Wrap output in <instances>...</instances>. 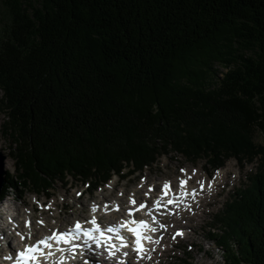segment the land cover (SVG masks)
Instances as JSON below:
<instances>
[{
  "label": "trees",
  "instance_id": "trees-1",
  "mask_svg": "<svg viewBox=\"0 0 264 264\" xmlns=\"http://www.w3.org/2000/svg\"><path fill=\"white\" fill-rule=\"evenodd\" d=\"M0 3V200L67 177L91 193L170 153L257 163L208 236L225 264H264V0Z\"/></svg>",
  "mask_w": 264,
  "mask_h": 264
},
{
  "label": "rangeland",
  "instance_id": "rangeland-1",
  "mask_svg": "<svg viewBox=\"0 0 264 264\" xmlns=\"http://www.w3.org/2000/svg\"><path fill=\"white\" fill-rule=\"evenodd\" d=\"M4 13L5 10L0 3V36L3 27L2 21L5 20ZM3 125L4 119L3 116H0V151L5 159L13 164L10 170L5 168L4 171L14 175L15 166L12 152H14L16 144L9 134L3 133ZM253 141L255 144L264 145V132L256 131ZM256 164H241L230 159L218 171H213L207 165L206 159L201 158L189 162L181 155L170 153L161 158L159 157L152 165L132 175L127 174L123 178L112 175L107 184L98 186L91 193L88 192L86 184L72 177H67L64 184L57 182L47 192L35 193L27 190L24 194H21L10 191L7 194L8 197L0 201V205L9 212L8 216L4 215L3 210L0 208V216L3 218L0 225L1 223L4 224L3 229L5 232L12 231L9 234L15 237L10 240L11 243L8 242L11 246H15L18 243L25 242L28 239L29 232L32 235L35 234L33 227H36L40 232L32 238V240H35L41 235L48 234V231L52 229L69 228L75 221L89 220L93 215L97 216L100 222L116 221L119 214L114 213L113 216H106L105 219L101 217H105L109 212H112L113 208L111 206H119L121 208L120 212H124L128 206H132L129 204L130 196L135 200L137 199L138 202L142 201L143 198L146 199L145 193L149 192V186L157 189V195L159 187L165 181H170L173 185L179 186L178 177L187 179V176L191 175L193 169H195V175L192 176L191 180H187L189 187H186L189 190L197 188L199 185L196 181L204 179L205 190L209 192L208 197H198L195 202V197H192L191 202L185 203L188 207L180 209L177 215L168 214V218L172 217L173 219L158 223L157 228L162 231L160 236L162 239L153 240L156 245L153 251L156 253L153 254L151 250L150 254H146L147 257L144 263L142 261L138 264H225L222 250L208 236L209 228L212 226L210 223L228 198L248 184L247 178L255 174ZM181 169H184L185 172L181 173ZM219 173L222 177L216 180L215 177ZM209 180L212 181L211 189L207 187ZM137 189L140 191L139 194L136 193ZM77 193H80V195H77ZM44 205H50V207L44 208L42 207ZM93 205L97 207L95 213L91 212ZM105 205H107L106 208ZM183 209L186 210L183 212ZM9 215L13 216V219L9 218ZM26 219H29L32 230L25 226L24 221ZM38 220H43L42 226L37 224ZM161 224L164 225L163 228L160 227ZM165 230H169V233ZM177 231L182 232V235H176ZM17 233L22 234L25 239L21 240L20 235H17ZM158 237L159 235H157ZM3 242H0L1 251H6L7 248L13 250ZM81 264H84V262L82 261Z\"/></svg>",
  "mask_w": 264,
  "mask_h": 264
},
{
  "label": "snow or ice",
  "instance_id": "snow-or-ice-1",
  "mask_svg": "<svg viewBox=\"0 0 264 264\" xmlns=\"http://www.w3.org/2000/svg\"><path fill=\"white\" fill-rule=\"evenodd\" d=\"M180 171L181 173L185 172L184 169H181ZM194 175L195 169H193L191 175L187 176V179L178 177L179 191H174L171 188V182L165 181L160 189V196L152 202L151 207H148L145 202H140L139 204H137V201L130 196L129 204L134 205L135 207H130L127 209L128 219L123 220L121 223L106 226L102 229L101 225L97 222L96 216L93 215L89 220L84 221L83 223L77 220L74 225L66 230L53 229L50 235L37 239L33 243H26L22 250H18L15 252L14 257L12 255H8L4 258L12 260L13 264H40L41 257H43L45 264H63V253L65 249L61 247V245H68V251L72 252L73 255H75V250L78 248L92 250L89 242H91L92 245H95L96 249L104 247V250L108 251V249L112 247L110 243H106L105 232H108L115 233L116 240L119 241L122 246L127 247L128 245L124 244L125 237L121 234L122 231L131 233V235L135 238L132 241V250L136 254V257L138 259L142 258V254L145 251L144 242L151 240V236L148 234L157 231V229L152 225L158 223V221L156 220L155 216L152 217L151 224L143 219L137 220L133 218V212H138L141 209H144L146 215H151L154 209H167L169 205L173 204L179 206L181 203H184L185 197L187 196H192L194 198L195 195H197L196 189L193 188L189 190L186 187L187 180H191L192 176ZM196 183L199 185V188L202 191L205 187V181L203 179H200L196 181ZM207 187L211 189V180L207 182ZM149 191H152L151 186H149ZM77 195H80V193H77ZM145 196H147V193H145ZM42 207L48 208L50 207V205H44ZM106 207L107 205H105V208ZM185 207H188V205L185 204ZM113 210L119 209L118 207H116ZM96 211L97 207L93 205L91 208V212L95 213ZM168 214L171 213L169 212ZM43 223V220L37 221V224L41 226L43 225ZM29 224L30 221H25L26 227H28ZM83 224H88L90 225V227H84ZM160 227L163 228L164 225L161 224ZM17 235H20L21 240L25 239L22 234L17 233ZM176 235H182V232L177 231ZM0 239H3V237H0ZM28 239H32L31 232H29L28 234ZM77 241H79L80 243H76ZM6 246H9L7 242ZM56 252L61 253V257L59 260L52 259L55 257ZM108 254L109 256L113 255V253L110 251ZM84 264H88V261L85 260Z\"/></svg>",
  "mask_w": 264,
  "mask_h": 264
},
{
  "label": "bare ground",
  "instance_id": "bare-ground-1",
  "mask_svg": "<svg viewBox=\"0 0 264 264\" xmlns=\"http://www.w3.org/2000/svg\"><path fill=\"white\" fill-rule=\"evenodd\" d=\"M6 160V159H5ZM13 167V164H11L8 160H6V162L4 161V169L6 168V170L7 169H11ZM227 171V170H226ZM222 177V175H221V173H219V175L217 176V177H215V179L216 180H218L219 178H221ZM204 180V179H203ZM194 181V180H193ZM192 181V182H193ZM207 189V188H206ZM196 190H197V193H198V195H195V200H194V202L197 200V198L198 197H201V198H204V197H206L207 195H208V191H206L205 190V187H204V189L201 191L200 190V188L197 186V188H196ZM139 190L137 189V191H136V193L137 194H139ZM208 197V196H207ZM199 200V199H198ZM204 200V199H203ZM199 202H201L200 200H199ZM116 207H118V206H116ZM0 208L3 210V214L5 215V214H7V213H9L8 212V210L4 207L3 208V206H1L0 205ZM3 218H2V216H0V220H2ZM105 219V218H104ZM24 221V220H23ZM26 221V220H25ZM177 225H179V224H177ZM0 226H2V227H0V237H3V239H0V242H2V241H5V242H10V240H12L15 236L14 235H12V234H8V233H6L5 231H4V229H3V226H4V224L3 223H1V225ZM175 226H176V224H175ZM178 227V226H177ZM180 227V226H179ZM34 228V230L33 231H35V233H38V229L36 228V227H33ZM31 230H32V228H31ZM165 231H167V230H165ZM162 231H160L159 233H155L156 235H161L162 233H161ZM168 233H169V230L167 231ZM13 236V237H12ZM9 242H8V247L9 248H15V247H11V244H9ZM12 242V241H11ZM10 242V243H11ZM26 243H32L31 242V240H26V242H23L22 243V246H24ZM12 246H14V245H12ZM150 249V248H149ZM7 250H8V248H7ZM8 251H11V249L10 250H8ZM1 252V251H0ZM150 252H151V250H150ZM158 252V251H157ZM156 253V252H155ZM154 252H153V254H155ZM148 255V254H147ZM145 257H147V256H145ZM150 257V256H149ZM88 261V263L89 264H109V263H106V262H96V263H94L96 260H94V259H89V260H87ZM81 262H82V259H78L76 262H75V264H81ZM83 262H84V260H83ZM112 264V263H111Z\"/></svg>",
  "mask_w": 264,
  "mask_h": 264
},
{
  "label": "water",
  "instance_id": "water-1",
  "mask_svg": "<svg viewBox=\"0 0 264 264\" xmlns=\"http://www.w3.org/2000/svg\"><path fill=\"white\" fill-rule=\"evenodd\" d=\"M4 161H5V156L0 151V189L4 184V176H5Z\"/></svg>",
  "mask_w": 264,
  "mask_h": 264
}]
</instances>
